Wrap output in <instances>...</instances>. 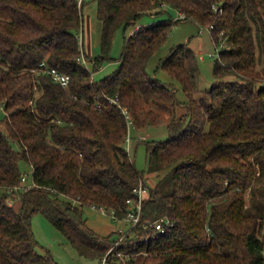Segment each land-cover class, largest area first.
Here are the masks:
<instances>
[{
  "label": "trees",
  "instance_id": "trees-1",
  "mask_svg": "<svg viewBox=\"0 0 264 264\" xmlns=\"http://www.w3.org/2000/svg\"><path fill=\"white\" fill-rule=\"evenodd\" d=\"M83 6L0 0V264H58L36 248V212L80 255L99 260L121 233H96L83 206L124 217L140 184V221L117 245L129 253L125 264H264V0H96L101 34L92 57L80 40ZM166 6L180 15L176 20L207 27L220 46L214 81L198 98L197 57L187 44L171 47L158 64L178 81L185 101L146 70L176 20L136 22ZM129 26L115 59V33ZM41 61L68 74L67 86L40 71ZM107 61L115 68L95 79ZM139 102L151 109L143 118ZM180 106L185 111L177 114ZM161 112L170 115L167 137L142 140L148 171L162 172L147 186L127 137ZM22 163L31 169L26 186ZM158 219L169 223L156 229Z\"/></svg>",
  "mask_w": 264,
  "mask_h": 264
},
{
  "label": "rangeland",
  "instance_id": "rangeland-1",
  "mask_svg": "<svg viewBox=\"0 0 264 264\" xmlns=\"http://www.w3.org/2000/svg\"><path fill=\"white\" fill-rule=\"evenodd\" d=\"M85 4L82 8L83 20L86 21L87 16H91L96 20L94 15L95 2L94 0H85ZM165 12L161 15H143L136 25L148 24L152 21L172 18L176 20L180 18V15L172 7L166 6ZM85 26V24H84ZM135 26H129L123 33L122 29H119L114 36V40L110 49V56L118 58L123 48V36H127ZM97 29V27H96ZM99 30L97 29L94 36L95 49L99 51L98 39ZM80 33V37H81ZM85 42L87 39V33H85ZM178 44H187L197 57L198 73L196 76L197 91L194 94L195 98L201 96L205 91L210 89L213 76V63L214 59L218 56V48L220 47L213 42L210 32L207 27L199 26L195 21L191 19L176 20L173 22L171 30L167 36V39L162 45L150 56L146 70L151 75H155L161 82L175 86L176 97L185 101L186 96L182 91L178 81L174 79L165 69L158 67V64L162 58H164L171 47ZM225 45L226 42L224 41ZM116 66L115 61L104 62L100 70L93 73L95 79H99L106 74L110 73ZM138 108L140 110V118L145 117L146 113L150 111V107L144 103L139 102ZM185 111L184 106H180L177 109V114ZM4 114L2 108H0V116ZM170 120V115L166 112L159 114L158 120L154 121L150 125L141 126L135 129H129V141L127 142V150L131 159L134 161L138 170L143 173V179L147 186H152L156 183L158 175L161 176L162 172L158 175L155 172H149L147 169V154L145 143L143 139H165L168 135L167 122ZM206 127V124H205ZM23 174L27 176V184L31 181V169L25 163H22ZM24 186H26L24 184ZM12 202L16 205L19 204V199L16 197ZM83 216L86 219L87 225L100 235H111L112 238H117L120 234V230L128 229V223L123 220H115L109 212H104L98 207L92 205H84ZM31 230L36 240V248L39 252L43 253L49 251L55 258L58 264H100L97 258H88L80 255L77 250L67 241L64 235L56 229L53 224L41 213L36 212L31 217Z\"/></svg>",
  "mask_w": 264,
  "mask_h": 264
},
{
  "label": "built area",
  "instance_id": "built-area-1",
  "mask_svg": "<svg viewBox=\"0 0 264 264\" xmlns=\"http://www.w3.org/2000/svg\"><path fill=\"white\" fill-rule=\"evenodd\" d=\"M81 1V0H79ZM39 70L50 75L53 81L59 83L61 86L65 87L67 86L69 82V75L58 70L56 67L48 66L45 61H41L39 64ZM104 96H106L104 94ZM108 100L112 103H118L119 99L118 96L108 97ZM123 112L127 115L129 119V125H132V121L130 119L129 114L126 112V110L121 107ZM129 141V136L127 137V142ZM127 147V145H126ZM27 181L26 174H23L21 177V185L24 186L25 182ZM146 188L143 187L141 184L133 189V192L136 195L135 199H127L128 210L124 217H117L112 211H106L102 207H98L104 212H109L112 217L115 220H123L128 223V229L134 227L139 221H140V215H141V202L143 199V195ZM95 207V206H93ZM169 220L164 219H158L152 223L156 229H163L164 224H168ZM128 229L126 230H120L121 235L118 237V239L113 243V245L110 246V248L105 252V254L99 259L100 264H125L126 260L128 259V254L125 250L117 249V245L120 244L123 236L127 233Z\"/></svg>",
  "mask_w": 264,
  "mask_h": 264
},
{
  "label": "crops",
  "instance_id": "crops-1",
  "mask_svg": "<svg viewBox=\"0 0 264 264\" xmlns=\"http://www.w3.org/2000/svg\"><path fill=\"white\" fill-rule=\"evenodd\" d=\"M89 1V0H88ZM85 0H84V4H85ZM95 2V9H94V15L96 16V0H94ZM85 24V26H84ZM96 27L99 30V34H101V22L96 18V20L91 16H87L86 21L83 20V26H82V31H81V44H82V48H83V52L88 55V56H96L99 51L97 52V50L95 49V41H94V36H95V32H96ZM84 31L85 33H87V39H86V45L84 47V42H85V35H84ZM98 46L100 47V35H99V39H98Z\"/></svg>",
  "mask_w": 264,
  "mask_h": 264
}]
</instances>
